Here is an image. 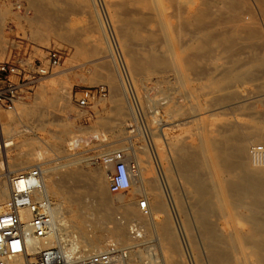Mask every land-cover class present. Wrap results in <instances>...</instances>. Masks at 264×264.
Wrapping results in <instances>:
<instances>
[{
  "label": "rangeland",
  "instance_id": "1",
  "mask_svg": "<svg viewBox=\"0 0 264 264\" xmlns=\"http://www.w3.org/2000/svg\"><path fill=\"white\" fill-rule=\"evenodd\" d=\"M109 1L113 6L107 9L103 0H96L98 14L104 21L105 38L107 37L105 39L98 19L91 8V0H34V2L33 0H0V60L21 54L44 61L52 49L59 50L62 54L60 65L37 83L33 94L28 99L17 105L16 108H0L3 110L2 121L6 126L5 134L0 131V145L7 142L11 143L6 147L4 146V149L7 150L6 162L7 160L22 159L24 146L27 150L34 152L30 160L32 166L35 165V162H40L42 168H49L51 172L59 174L69 168L76 167L75 164L67 167L63 166L64 164L77 158L88 159L91 164L86 170L84 169V172H89L88 175L93 176L94 172H100L99 167H105L103 159L114 152L120 151L126 160H133L132 151L129 148L130 142L124 137L132 136L131 138L136 142V147L139 150H142L146 145L149 146L147 124L149 119L154 116H157V119L170 122L163 128L174 142L181 141L195 146L200 141L201 135L196 125L189 123L172 127V122L178 120L184 122V118L169 116L170 114L166 112L167 96H176L177 87H179L174 73L166 72L164 68L151 69L148 66L147 55L151 51L160 49L159 51L164 52L160 38L152 35L159 28V24L155 21L156 15H153L155 12L148 8L147 1L149 2V0ZM212 1L218 3L219 0ZM244 1L246 2V0ZM247 1V6L251 8L246 6L242 17L257 22L263 46H253V41L246 38L239 40L234 48H228L225 44L212 43L210 46L212 54H210L209 59L205 57L199 59L200 73L191 75L196 80L199 92L204 93L199 97V103L212 109V117L215 121L214 134H217L215 130L223 123H235L234 125L239 126L241 132L247 135L258 126L260 120L257 116L264 114V70L257 71L256 69L254 74L236 79L233 83L228 82L222 87H208L210 82L221 79L224 71L231 64L230 59L232 60L235 54L238 55L239 68L242 70L252 68L248 63L254 51L264 54V8L260 4V0ZM196 2L199 6L203 0H196ZM164 3L167 5V12L173 14L171 4L167 0ZM41 6L45 10L42 11ZM109 9L110 11H108ZM109 12L113 16V23L110 21ZM213 12L215 13L210 15L213 17L209 22V24H213L212 26L210 24V29L215 33H220L222 30L223 33L220 34H224L226 30L224 27L226 26L223 21L229 14L221 11L224 14L221 15V18L225 16L222 20L220 18L222 13L219 10ZM216 17L220 18L221 21L217 20ZM252 17L253 19H251ZM172 22L177 25V18L172 16ZM140 28H143V31ZM124 30L130 34L131 39L133 38L127 46L119 41V34H122ZM131 47L133 50L130 49ZM132 53L138 56L141 62L139 71H130V54ZM243 61L248 63L242 64ZM122 64L127 70L129 80L122 72ZM111 73H114L118 79L115 82L118 81L119 86H122L121 102H126L127 107L130 110L133 109L132 115L126 114L123 120L118 118L122 116L119 112L120 101L116 99V93L113 89L114 81L109 75ZM100 87L103 88V91L96 99L91 100L84 107L80 106L78 98L81 91L95 90ZM50 100L54 102L47 104V101ZM113 100H116L115 103ZM24 110L27 111L26 114L23 113ZM153 126L157 127V124H153ZM254 144L264 145L259 137L249 139L246 148L249 167L256 165V162L249 155V149ZM38 151L42 155H38ZM148 156L150 157L149 150ZM143 157L144 159L148 158L144 155ZM0 159L3 160L2 154H0ZM132 166L135 164L132 163ZM84 175H82L84 182H80V188V185L73 186L75 184L72 182H69V185L74 187L78 194H84L83 204L89 207L96 202L94 194L88 191L91 188V185L88 184L93 177L89 179L88 175ZM174 176L177 181L176 192L182 200L181 215L174 203V196L171 195L163 178L159 180V185H161L164 201L170 214V222L174 226L177 240L186 254V258L184 256L182 260L184 264H193L191 250L187 242L188 238H186V233L182 227L183 219L189 226V235L197 264H215L202 233V221L196 213L197 200L193 196L192 186L178 173H174ZM106 185L109 191V183L107 182ZM122 192L123 200H114V212L112 209L110 217H102L93 206L94 204L89 207L90 209H86L89 213L94 212L97 218L100 217L98 220L101 221L97 227L92 221L87 223L88 236L96 239V249L98 250L102 249L109 241H116L126 247L136 243L133 246H137L138 250L141 249L140 251L148 256L153 264H161L162 253L157 245L158 235L151 228H148V224L143 219L135 215H126L122 206L123 201L135 202L136 207H139L137 206L139 204L141 206V202L144 200L148 204L147 194L128 189ZM51 197L55 200L56 205L62 204L61 208H58L60 210L57 209L58 220L70 224V216L66 211L69 207L68 204L61 197L54 195ZM73 207L78 208L79 206L75 204ZM142 210L147 213L149 211L148 205L146 209ZM208 210H210L209 215L212 223L215 222L216 228H220L218 229L219 234L222 237L226 236V231L222 226L221 214L213 208H208L206 212ZM243 212L246 211L243 210ZM163 218L164 216L161 215L158 218L154 217L152 221L160 222ZM114 221L124 222V231L127 232L125 238L116 237L110 230ZM133 221L141 223L142 239L130 235V224ZM145 230L153 232L152 236L147 237ZM70 233L65 239L66 243L73 236L78 237L76 228H70ZM62 244L66 245L65 241ZM239 263L237 261V264Z\"/></svg>",
  "mask_w": 264,
  "mask_h": 264
},
{
  "label": "bare ground",
  "instance_id": "2",
  "mask_svg": "<svg viewBox=\"0 0 264 264\" xmlns=\"http://www.w3.org/2000/svg\"><path fill=\"white\" fill-rule=\"evenodd\" d=\"M103 1L107 9L113 6L109 0ZM167 1L173 8V14L167 12V5L164 3L165 0L147 1L148 8L155 12V14H153V12L152 14L156 15L155 21L159 24V28L153 32L152 35L158 37V39L160 38V42H162V45L164 46L163 53L159 51V49L153 50L147 55L148 66L151 69L164 68L166 72H173L176 77L175 80L179 85V87H177V95L174 97L167 96L168 106L166 112L170 114L169 116H181L184 118V122H181V120L172 122V127H178L182 124L189 123L196 125L201 138L195 146L181 141L174 142L168 137L169 135L167 131L163 128L165 125L170 124V122L168 120H161L160 118L157 119V116L151 117L147 124V133L150 140L149 146L146 145L142 150H139L136 147V142L132 140V136L124 137V139H127L130 142L129 148L132 151L133 160L130 161L129 159H124L130 167H132V163L135 164L132 184L128 190L145 192L147 194L146 198L148 202L146 207L148 205L149 208V211L145 213L140 204L137 205L139 207H136L135 202L123 201L122 206L124 213L126 215H135L136 217L143 219L148 224V228H151L153 232L158 235L157 245L162 253L161 264H184L182 257L186 254L184 253L182 245H180L177 240L174 226L170 222V214L164 201L161 185H159V180H162L163 178L171 195L174 196V203L181 215L183 210L182 200L176 192L177 181L174 176V173H178L180 177H183L184 180L192 186L193 196L197 200L196 213L202 221V233L214 263L237 264L238 261L240 262L239 264H264V164L256 163L255 167H249V161L246 154L247 143L251 137L261 138L262 143L264 144V114H259L257 116L260 120L258 126L247 135L243 134L240 127L234 125L235 123H223L215 130L217 134H214L213 127L215 126V121L212 117V109L206 107L205 104L203 106L199 103V97L204 93L199 92L196 80L192 77V74L196 75L200 73L199 59H203L201 57L209 59L210 54H212L210 51L212 43L225 44L228 48H234V45L237 44L239 40L242 38V40H244V38H246L253 41V46H263L259 27L254 20L242 17L244 8L247 6V0L246 2L244 0H219L218 3H214L212 0H203L199 6L196 0ZM260 4L264 8V0H260ZM33 5L35 6V3ZM247 7H249V9L251 8L250 6ZM91 8L98 19L101 32L105 38L106 31L104 32V21L98 14L96 0H91ZM43 10H45V8H43L42 11ZM215 10H219L220 12L223 11L225 13L227 12L229 14L225 19V16L221 18V15H224L223 12L220 14V18L222 20L224 19L223 22H225V26L227 27L223 26L226 29H224V34H220L222 30L220 33H215V31L210 29L213 25L210 23V26L209 24L210 19L213 18L210 15L215 13L213 12ZM108 11H110V9ZM172 16L177 18V25L173 24ZM109 17L111 23H113V16L111 13ZM217 18L218 17H216V19ZM251 19H253V17ZM141 29L143 31V28H140V30ZM138 35L141 34L138 33ZM105 39H107V37ZM132 39L130 34L125 30L122 34H119L120 43H123L124 45L126 44V46L130 44L129 42L132 41ZM151 41L154 42V40ZM130 49L133 50L132 47ZM108 50L110 51L109 46ZM228 51H230V49ZM130 59V71H139L141 62L138 56L132 53L130 54ZM230 61L231 64L224 71L221 79L210 82L208 87H222L228 82L233 83L236 79L254 74L256 69L257 71L264 70V54L257 51L253 52L249 63L242 62V64L248 63L252 67L251 69L248 68L242 70L239 68V58L237 54H235ZM109 75L112 81H114L113 89L116 93V99L120 101L119 112L122 116L118 118L123 120V117H125L126 114H131L133 109L130 110L126 105V102H121L122 99L120 100V95L122 94V86H119L117 83L118 81L115 82L118 79H116L114 73ZM53 102L54 101L50 100L47 101V104ZM19 104L20 103L16 104V106ZM16 106L14 108H16ZM2 111L3 110L1 109L0 131H3L4 133L6 131V126L4 125V121H2ZM23 113L26 114L27 111L24 110ZM153 124H157V127H154ZM5 142H7V140H5ZM10 144V142H7L4 145H0V154L3 155V160L0 159V204L6 203L9 200V176L31 167L30 160L34 155V152L27 150L23 146L22 154L24 157L22 159L17 161L7 160L6 162L5 155L7 150L4 149V146L6 147ZM148 150L150 157L148 156ZM38 155L42 154L38 151ZM143 155L148 158L146 157L147 159H144ZM36 163L38 162H35V164ZM73 164L76 165L75 168H69L59 174L51 172L49 168L43 167L45 185L48 194L50 196L54 195L64 199L69 206L66 211L70 216V224L66 221L60 222L56 213L57 209L59 207L61 208L62 204L58 203L56 205L55 203L54 213L58 221L60 235L57 238H51L49 244L65 241V244L69 247L65 246L69 248V250L72 251L76 248H81L83 255H89L92 251L98 249H96V239L88 236L87 223L92 221L94 226L97 227L98 223H101V221L98 220L100 217L97 218L94 212L89 213L86 210L90 209L89 207L94 203H92L91 206L86 207L87 205L83 204V199L85 197H83L84 194H78L75 188L69 185V182L75 184L73 186L80 185L82 175L85 173L84 169L86 170L91 162H89L88 159L77 158L63 166L67 167ZM113 166L114 164L110 166L111 170L113 169ZM99 169L100 172H94L93 176H89V172L85 173V175L89 176V179L90 177H93L90 179L92 181L88 184L91 185V188L87 190L91 191L96 197V202L93 206L98 213L102 217H110L112 215L114 200H123V192L110 193L106 185L107 182L109 183V173L103 166L99 167ZM83 186L82 188H84ZM80 187L81 185L79 188ZM75 204L79 207H73ZM208 208H213L221 214L222 226L226 231V236L222 237L219 234L218 229L220 228L218 227L217 229L214 225L215 222L212 223L210 219V210L206 212ZM243 210L246 212H243ZM21 213L22 218L26 222L31 219V213L27 209H21ZM161 215H163L164 218L160 222L152 221L154 217L158 218ZM182 227L186 233V238H188L187 242L191 250L190 254L193 264H197L193 253L192 241L189 235V226L183 219ZM70 228H76L78 237L76 238V236H73V238L69 239L68 243H66L67 241L65 239L71 234ZM110 230L118 238H125L127 236V232L124 231V222L114 221ZM153 232L145 230L147 237H151ZM29 242L30 247L28 250L31 254L37 253L40 249L46 246L33 238H30ZM133 245H136V243H132L127 247V264H153L149 257L140 251L141 249L138 250L137 246ZM28 259L27 254H23L12 257L6 262V264H27ZM118 264H122V261Z\"/></svg>",
  "mask_w": 264,
  "mask_h": 264
},
{
  "label": "built area",
  "instance_id": "3",
  "mask_svg": "<svg viewBox=\"0 0 264 264\" xmlns=\"http://www.w3.org/2000/svg\"><path fill=\"white\" fill-rule=\"evenodd\" d=\"M61 57L59 50L52 49L44 61L21 54L0 60V108L12 109L28 99L37 83L60 65ZM121 68L129 80L124 65ZM102 91V87L81 91L78 98L80 106L88 105ZM249 155L254 162L264 164V145H252ZM103 164L109 173L111 193L127 190L131 186L135 167L128 166L120 151L104 158ZM9 190L8 202L0 204V264L23 254L29 258L27 264H118L120 261L127 264L128 248L116 241H109L102 249L89 255H83L81 248L71 251L62 243L49 244L51 238L59 237L60 230L54 213L55 200L47 192L40 163L10 175ZM141 207L146 209L145 200L141 202ZM21 209L31 213L28 222L22 218ZM142 232L141 223L131 222V236L142 239ZM30 238L46 246L31 254L28 250Z\"/></svg>",
  "mask_w": 264,
  "mask_h": 264
}]
</instances>
